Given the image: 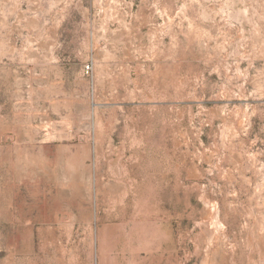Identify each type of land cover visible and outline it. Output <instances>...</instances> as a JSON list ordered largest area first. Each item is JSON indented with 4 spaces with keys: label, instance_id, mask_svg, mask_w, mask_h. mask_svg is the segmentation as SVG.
Wrapping results in <instances>:
<instances>
[{
    "label": "rangeland",
    "instance_id": "rangeland-1",
    "mask_svg": "<svg viewBox=\"0 0 264 264\" xmlns=\"http://www.w3.org/2000/svg\"><path fill=\"white\" fill-rule=\"evenodd\" d=\"M262 42L264 0H0V264H264Z\"/></svg>",
    "mask_w": 264,
    "mask_h": 264
},
{
    "label": "bare ground",
    "instance_id": "bare-ground-1",
    "mask_svg": "<svg viewBox=\"0 0 264 264\" xmlns=\"http://www.w3.org/2000/svg\"><path fill=\"white\" fill-rule=\"evenodd\" d=\"M33 22V21H32ZM258 34V33H257ZM257 36V40H258V38H260V37H258V35H256ZM45 44V43H44ZM47 44V43H46ZM49 44V43H48ZM47 44V45H48ZM262 44H264L263 42H262ZM258 46V45H257ZM48 47V46H47ZM255 48V47H254ZM262 48V47H261ZM259 49V48H258ZM260 51V50H259ZM30 52V51H29ZM250 53V52H249ZM31 54L34 56V54L36 55V52L35 51H31ZM46 119V118H45ZM209 203V202H208ZM209 213V212H208Z\"/></svg>",
    "mask_w": 264,
    "mask_h": 264
}]
</instances>
